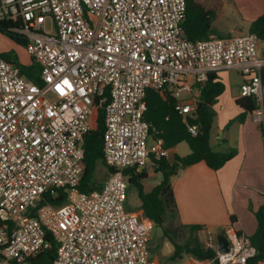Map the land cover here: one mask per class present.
<instances>
[{
	"label": "built area",
	"instance_id": "1",
	"mask_svg": "<svg viewBox=\"0 0 264 264\" xmlns=\"http://www.w3.org/2000/svg\"><path fill=\"white\" fill-rule=\"evenodd\" d=\"M186 0H0V21L26 40L40 83L0 55V264H33L56 242L52 264H154L152 225L127 206L132 167L169 157L145 119L148 91L168 89L183 116L195 111L193 88L211 72L235 70L241 97L264 120V40L249 32L197 42L184 33ZM52 30H47V22ZM105 111L100 189H80L85 136ZM196 135L198 127L189 126ZM66 193L55 206L48 197ZM44 204L41 205V203ZM222 252L209 232L205 264H247L251 239L228 227Z\"/></svg>",
	"mask_w": 264,
	"mask_h": 264
},
{
	"label": "trees",
	"instance_id": "2",
	"mask_svg": "<svg viewBox=\"0 0 264 264\" xmlns=\"http://www.w3.org/2000/svg\"><path fill=\"white\" fill-rule=\"evenodd\" d=\"M259 8L258 14L251 21L249 33L256 34L264 40V0H257ZM254 1L255 3L257 2ZM187 12L183 22L185 36L193 42L210 39L213 37H224L213 25L217 18V11L214 8H208L199 0H186ZM17 25L11 21H0V33L7 34L17 44L26 47V40L10 31V28H16ZM7 61L20 68L22 75L27 79L40 83L38 77L39 67L30 62L24 65L17 56L9 53H0ZM225 84L221 81L215 72L208 75L205 83L194 86L199 92L195 111L187 116L180 115L175 110L176 97L168 89L148 91L145 99L147 110L145 119L150 124V133L154 139H162L164 147L172 149L179 144L186 142L189 145L190 153L185 157L175 155L173 161L168 158L155 160L152 158L153 167L156 172L162 174V181L155 186L150 192H145L144 181L149 175L145 168L139 169L132 167L126 170L125 174L130 185L138 189V194L142 202L141 212L142 219L151 221L154 226H161L165 221L168 211L169 202L172 201L171 178L179 170L185 169L192 165L204 162L209 168L219 170L230 160H232L236 151L223 153L217 152L211 145V135L216 118L213 105L217 103L218 98L225 91ZM237 104L244 108L247 113H253L258 106L251 97H241ZM198 127L196 135L189 131V126ZM105 133V111L99 109L97 112L95 127L85 136V173L82 178L80 189L84 192H90L94 189H100L106 181L99 182L96 178V172L100 165L106 166L103 157V138ZM225 140V139H224ZM107 167V166H106ZM109 175L111 170L109 168ZM55 206L62 205L66 202V193L61 190L58 197L47 198ZM44 202L41 203V205ZM258 228L256 233L251 237L252 244L257 249L255 257L248 260L247 264H260L264 261V205L256 212ZM200 229V227H196ZM58 246L52 241V247L37 257L32 259L33 264H52L57 255ZM192 254L200 260H209L216 256L213 250H206L204 242L196 239L194 242H187L184 245H177L173 259L180 257L182 254Z\"/></svg>",
	"mask_w": 264,
	"mask_h": 264
},
{
	"label": "crops",
	"instance_id": "3",
	"mask_svg": "<svg viewBox=\"0 0 264 264\" xmlns=\"http://www.w3.org/2000/svg\"><path fill=\"white\" fill-rule=\"evenodd\" d=\"M251 4L252 10L258 14V1H252ZM254 18L250 20L247 32ZM220 33L224 37L230 36L228 33ZM259 51L260 57L264 59V44H261ZM215 73L226 88L213 105L216 118L211 138L213 131L216 133V140L220 141V131H224L227 138H224V143L215 142L214 145L211 140V145L217 152L235 150L236 155L219 170H213L201 162L179 170L171 178V205L179 217V222L175 221L173 228L174 231L189 229V243L196 239L205 242L209 232L215 237L219 233L226 234L228 227L251 239L258 228L256 212L264 205V129L256 123L252 113H247L237 104L245 79L235 70H220ZM235 73L239 76L232 77ZM192 98L197 100L198 96L192 92ZM179 145L169 149L170 161H173L175 155H188L179 154ZM171 155L173 159L170 158ZM148 164L153 167L152 161ZM153 169L155 170L154 167ZM170 252L169 249V254ZM187 256L188 261H183V256L178 257L182 259L177 261L183 262L182 264H205L204 260L190 253ZM172 257L170 255L171 260ZM260 264H264V261Z\"/></svg>",
	"mask_w": 264,
	"mask_h": 264
},
{
	"label": "rangeland",
	"instance_id": "4",
	"mask_svg": "<svg viewBox=\"0 0 264 264\" xmlns=\"http://www.w3.org/2000/svg\"><path fill=\"white\" fill-rule=\"evenodd\" d=\"M208 8H214L217 11V18L213 22L214 27L222 33H228L230 35H239L246 33L247 26L252 18H254L257 12L252 10V1L255 0H199ZM257 1V0H256ZM47 30H52V22L48 20ZM0 53H9L17 56L20 62L24 65L30 63V57L27 53L26 47L17 44L7 34L0 33ZM234 73V72H233ZM238 77L237 73L232 74V77ZM235 88H237L235 86ZM238 90V89H236ZM194 95L199 96V92L194 89ZM260 109L264 111V97L261 103ZM92 125L95 127L96 120L94 116L91 118ZM258 125L264 129V120L257 122ZM215 133V131H213ZM211 138L213 145L218 142L224 143V131H220V141L216 140V133ZM153 136L150 137L149 143H153ZM189 145L183 142L179 145V154L185 156L190 153ZM173 159V155L170 156ZM145 169L149 172V178L144 181L145 192H150L154 186H156L163 178L162 174L155 172L153 167L148 164ZM109 172L106 166L100 165L96 172V178L99 182L107 181L109 178ZM142 202L140 200L138 189L135 186H131L128 191L127 206L130 210L136 212L142 219L141 212ZM143 220V219H142ZM147 221V220H144ZM175 221L179 222L178 213L171 205V201L168 205V211L165 216V221L161 226L152 225V240L150 242V251L154 264H182L183 262L177 261L182 258L170 259V255H174L177 245H184L189 242V229H179L174 231L173 225ZM169 249L171 250L169 254ZM183 261H188L187 254H182Z\"/></svg>",
	"mask_w": 264,
	"mask_h": 264
},
{
	"label": "water",
	"instance_id": "5",
	"mask_svg": "<svg viewBox=\"0 0 264 264\" xmlns=\"http://www.w3.org/2000/svg\"><path fill=\"white\" fill-rule=\"evenodd\" d=\"M224 138L226 139L227 136H224ZM216 239L219 244V249L222 252H228L229 246H230V241H229L228 236L225 233H219L217 234Z\"/></svg>",
	"mask_w": 264,
	"mask_h": 264
}]
</instances>
